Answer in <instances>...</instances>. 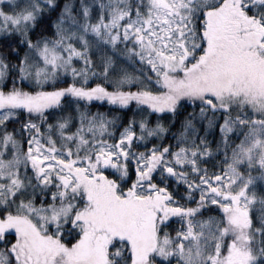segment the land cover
Returning <instances> with one entry per match:
<instances>
[{
    "label": "snow or ice",
    "instance_id": "1",
    "mask_svg": "<svg viewBox=\"0 0 264 264\" xmlns=\"http://www.w3.org/2000/svg\"><path fill=\"white\" fill-rule=\"evenodd\" d=\"M0 264H264V0H0Z\"/></svg>",
    "mask_w": 264,
    "mask_h": 264
}]
</instances>
